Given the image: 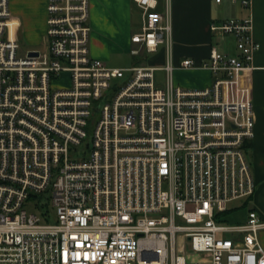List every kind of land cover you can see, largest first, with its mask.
<instances>
[{"label":"built area","instance_id":"obj_1","mask_svg":"<svg viewBox=\"0 0 264 264\" xmlns=\"http://www.w3.org/2000/svg\"><path fill=\"white\" fill-rule=\"evenodd\" d=\"M134 2L132 53L164 48V67L94 58L90 0H47L43 48L23 51L0 0V264H264L258 212L235 226L220 218L255 191L253 102L228 91L260 50L253 18L211 23L236 53L212 46L200 65L183 61L212 75L186 89L172 78L169 0L164 11ZM64 73L70 86L55 85Z\"/></svg>","mask_w":264,"mask_h":264},{"label":"crops","instance_id":"obj_2","mask_svg":"<svg viewBox=\"0 0 264 264\" xmlns=\"http://www.w3.org/2000/svg\"><path fill=\"white\" fill-rule=\"evenodd\" d=\"M9 3L13 29L20 42L24 39L32 45L41 42L47 28V0H9ZM165 5L166 0H159L158 10L164 11ZM169 5L173 38L169 57L172 78L175 85L186 89L208 87L212 75L206 69H183V61L191 59L200 65L208 58L212 46L230 54L236 53L232 37L212 36L211 23L253 18L254 38L260 43V50L255 54L252 69L239 73L228 83V91L231 96L250 98L253 102L254 137L248 141L246 151L255 191L248 210L255 209L264 219V0H253L249 9L230 3L216 4L213 0H169ZM141 24L142 11L134 0H90L91 55L114 68L134 65L164 67L167 62L164 48L160 56L148 59V64H142L145 60L140 57L143 51L138 55L132 53L138 48L132 37L140 32ZM260 241L264 245V234L260 235Z\"/></svg>","mask_w":264,"mask_h":264},{"label":"rangeland","instance_id":"obj_3","mask_svg":"<svg viewBox=\"0 0 264 264\" xmlns=\"http://www.w3.org/2000/svg\"><path fill=\"white\" fill-rule=\"evenodd\" d=\"M10 5V3H9ZM42 41H39L37 44H30V41L27 39H24V41H22V49L23 51H28L31 49H42L43 45H42ZM172 42H173V38H172ZM163 52V48H160L158 53H154V54H144V52L141 53V58L145 57V60L143 61L142 64H148V59L150 58H156L157 56H160ZM155 77H156V84L158 87L160 88H164L165 87V79H164V72L161 70H157L155 73ZM112 82H117L116 79H113ZM212 83V80H211ZM210 83V84H211ZM59 85V86H64V87H68L70 86V74L64 73L62 76V80L58 83V81L55 83V85ZM177 85V84H176ZM179 86V85H177ZM184 88V87H183ZM99 119V114H97L95 116V121H97ZM45 199L42 201L44 203ZM251 201L242 199L239 201H235L232 202L229 207H236L237 209L229 211L228 213L222 214L220 218H222V223L224 225H228V226H235V225H241L246 223L247 219H248V205L250 204ZM249 203V204H248ZM40 213V212H39ZM264 234V231L260 232V235ZM259 235V236H260ZM229 236V235H227ZM230 237V236H229Z\"/></svg>","mask_w":264,"mask_h":264}]
</instances>
